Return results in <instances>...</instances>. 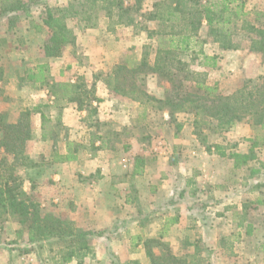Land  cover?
<instances>
[{
    "label": "rangeland",
    "instance_id": "374dc122",
    "mask_svg": "<svg viewBox=\"0 0 264 264\" xmlns=\"http://www.w3.org/2000/svg\"><path fill=\"white\" fill-rule=\"evenodd\" d=\"M78 1L82 0H41L40 3L32 6L29 12L7 13L4 16L2 12L6 4L0 1V33L6 27L23 31L27 25L31 27L32 20L41 23L48 7L62 8L75 5ZM155 1L145 0L143 10H151ZM243 1L245 11L248 13L244 19L264 25V0ZM105 12V9L100 10L101 15L95 27H86L85 23L77 18L67 19L75 34L87 28L104 26L110 33L109 41L104 45L107 44V47L115 50L119 49L120 57L114 64L109 59L110 63L97 73L88 72L87 77L82 75L89 85L94 83L96 86V81L104 79V85L107 86L106 81L116 64L138 60L148 49L147 47L150 46V51L153 52L157 46V42L149 38V33L142 29L140 24L118 25L116 18H107ZM147 25L149 28L157 27L156 22H149ZM31 29L36 30L32 27ZM36 32L40 35L28 36V43L25 46L26 62L34 58V49L39 44L44 45L48 39L46 28ZM200 34L201 38L210 40L207 28H203ZM239 39L241 46L238 49H221L218 44L211 42L202 48L208 54H218L220 57L218 66L208 69L207 76V81L211 85L218 84L220 94L233 93L243 84L251 86L252 80L264 76V55L249 51L243 35H240ZM199 47L197 49H200ZM70 48L66 61L62 64L63 60H61L55 66L64 67L68 64V60L72 62L74 59L80 64L89 65L90 68L95 65L89 57L87 60L84 59L85 55L80 52L82 47L79 49L73 44ZM102 56L105 57L104 54ZM33 63V61L29 63L27 68L30 69ZM57 70L52 72L54 76L51 75V70L48 71V76L54 79ZM28 72H25V78ZM10 73L6 72L5 75L0 73V77H8ZM107 73L108 75L105 76ZM73 75V70L67 74L68 78ZM5 85L0 83V100L4 102L14 100L13 106L17 113H20V109L35 107L33 105L35 102L27 97L16 95L13 98ZM167 88H169L167 81L157 75L147 76L146 90L151 95L162 98ZM107 93L110 98L116 100V103L113 107L111 104L106 105L102 120L99 117L98 103V114L95 118H98L103 125H93L95 121L93 122V119L87 121L85 115L81 118L82 127L75 134H71L63 123L56 126L50 124L46 129L54 126L58 136L66 132L74 138L86 141L87 144L95 141L98 146L101 143L96 136L104 137L107 145L102 148L109 158L106 172L114 176H112L113 180H109L108 188L118 191L119 196L113 199V202L118 208L123 206L125 210L121 215L117 212V220L110 228H83L94 231L95 234L90 238L89 250L77 259V263L95 264L92 260L96 261V256L104 253L111 264H131L133 260L131 252L137 255L139 245L145 250L144 240L158 237L164 232L163 241L168 243L177 255L185 256L188 251L194 250L190 246L193 243L198 245L199 256L206 264H264V129L243 120L231 130L222 133L202 129L207 139L206 142H201L194 133L193 113L179 112L171 119L169 111L159 110L151 103L140 104L126 96L115 95L109 90ZM54 100L52 95L49 104H55L52 103ZM52 108L59 110L56 106ZM52 108L42 107V111L50 114L54 111ZM7 114L10 120H15V115ZM111 131H117V134L108 135ZM1 137L0 132V139ZM179 139L186 140L187 143L184 141L178 143ZM175 144H180L182 149L174 147L177 146ZM236 150H243L245 155L251 156L247 163L240 167H235L234 159L226 156L228 153L230 155L233 152L237 153ZM49 156L53 157L51 154ZM139 156L144 159L141 173L136 171ZM215 165L220 166L218 172L214 169ZM50 167L41 165L29 169L30 172L28 170L19 174L40 180L42 175L52 170ZM237 168L239 170L236 171ZM98 175H101V171L95 173V176ZM115 184L120 187H112ZM256 184L259 186L257 187ZM183 191L184 195L181 196ZM33 196L40 202L35 194ZM125 201L131 204L130 209H126ZM238 203L240 205L243 203V209L239 210L242 213L235 209ZM40 204L43 214L51 213L57 217L70 219L65 213L50 212L47 205L43 206L42 202ZM228 206L233 208L226 209ZM188 207L191 208L190 211L186 209ZM179 212L183 216L182 221L180 220L179 224L171 223L168 229L164 230L167 219ZM249 224L252 225V229L250 234H247ZM14 226L19 228L15 229ZM19 229L21 226L18 223L8 221L5 231L1 233L0 248L1 245H6L9 249V254L5 253L7 264H36V262L59 264V258H54L57 247L53 253L48 246L39 248L37 245L28 247L20 242L12 244L10 236L15 233L16 238ZM24 238L26 240V235ZM117 239L124 242L113 245ZM154 251L157 254L160 252L157 247H154ZM145 256L150 264L146 252ZM3 259L0 257V264L3 263Z\"/></svg>",
    "mask_w": 264,
    "mask_h": 264
},
{
    "label": "trees",
    "instance_id": "16d2710c",
    "mask_svg": "<svg viewBox=\"0 0 264 264\" xmlns=\"http://www.w3.org/2000/svg\"><path fill=\"white\" fill-rule=\"evenodd\" d=\"M0 1L6 4L2 12L4 16L7 13L29 12L41 0ZM144 2L145 0H82L62 8L48 7L41 23L32 20L31 27L38 31L47 29L48 39L43 51L45 57L55 58L60 57L68 45L76 42V35L67 22L68 18H77L86 27H95L101 15L100 10L105 9V16L109 19L116 18L118 25L140 24L149 33V38L157 42L156 49L152 52L149 46L140 59L116 64L106 81L111 93L126 96L140 104L151 103L159 110L169 111L171 119L179 112L193 113L194 133L201 142H206L207 139L202 129L222 133L243 120L264 129V76L252 80L251 86L243 84L233 93L220 94L218 84L210 85L207 81L208 69L216 68L220 57L202 50L210 42L218 44L221 49H238L241 46L239 37L243 35L249 51L264 55V25L244 19L248 14L245 2L156 0L149 11L143 10ZM149 22H156L157 27L149 28ZM203 28L208 29L210 40L201 38ZM198 46L200 49H197ZM48 66L41 64L36 72L30 70L26 79L45 83V79L49 77ZM149 75H157L169 83L164 97L158 98L148 93L146 78ZM50 92L56 100L54 106L59 108L53 125H62L63 103L76 104L79 111L86 112L87 121L93 119V125H103L95 118L98 103L101 102L96 94V86L94 83L87 84L83 76H78L74 82L69 80L52 84ZM42 107L50 108L48 104H40L33 109L24 108L15 120H10L7 113L0 112V147L4 152L0 159V229L5 231L8 221L18 223L21 229L17 230L12 244L20 242L28 247L37 245L39 248L48 246L53 253L57 247L54 258H59V264H67L79 259L89 250L90 238L95 232L77 226L70 219L51 213L43 214L40 202L33 194L25 191V178L19 174L42 165L34 162L26 152L27 142L32 139L31 117L34 112L41 114L43 138L49 136L55 144L59 140L54 126L46 130L52 120L42 111ZM111 134L116 135L117 131L108 133ZM96 138L101 144L95 147V141H92L93 150L107 145L103 136L97 135ZM231 157L235 167L246 164L251 158L242 153H233ZM64 158L71 160L75 155L69 152ZM137 161L139 164L137 163L136 171L141 173L144 159L139 156ZM183 195L184 191L181 193ZM179 219V213L168 218L164 230ZM251 229L249 225L247 234H250ZM163 235L164 232H161L158 237L143 241L150 264H206L199 256L198 245L191 243L194 250L188 251L185 256L177 255L163 241ZM154 247L159 248L158 254ZM131 264L141 263L131 260Z\"/></svg>",
    "mask_w": 264,
    "mask_h": 264
},
{
    "label": "crops",
    "instance_id": "0c3cea01",
    "mask_svg": "<svg viewBox=\"0 0 264 264\" xmlns=\"http://www.w3.org/2000/svg\"><path fill=\"white\" fill-rule=\"evenodd\" d=\"M12 28L13 27H6L5 30L0 33V71H2L1 74L4 75L6 72H11L8 77H0V83L2 85L6 84L5 87L9 89L8 91L13 98L16 97V95L27 97L35 102L33 104L34 106L49 104L52 96L50 85L69 80L74 82L78 76L82 75L87 77L88 72L94 74L97 73L98 70H102L103 67H106L110 63L109 59H111L114 64L115 61L118 60V57H120L118 53L119 49L115 50L107 47V44L104 45L105 42L109 41L108 38H110V33L104 28V26L100 25L96 28H87L75 34L76 42L74 45L78 46L79 49L80 47L83 48L80 52L85 55L84 57L86 58L84 59L87 60V57H89L91 61L95 62V65L91 68L89 65L86 66L80 64L77 59L72 60V62L71 60H68V64L64 67L55 66L61 60H63L61 62L62 64L66 61L65 59H67L70 54L71 45H68L65 48L60 57L47 58L43 51L44 45L39 44V46L34 49V58L28 60L30 62H26L27 57H25V46H27L28 43V36L40 34L36 32V30H32L28 25L23 31ZM103 54L105 57L102 56ZM32 61L34 63L32 64V67L28 69L27 65ZM41 64L49 65L48 67L49 72L51 70V75L54 74L52 72H56L58 69V73H55L56 76L54 79L48 77L45 79V83H40L25 78L26 71L32 70L33 72H36L37 67ZM70 70L74 71V75L71 76V78H68L69 76H67V74ZM103 71H105V69ZM107 75L108 73L105 74V76ZM96 88V94L101 99V102L99 103V117L102 120L106 105L111 104V107H113L116 100L109 97L107 93L108 90L106 89L107 86L104 85V79L96 81ZM55 101L56 100L52 103H55ZM14 102V100L9 102L0 100V112L10 113L11 116L15 115L14 119H16L19 112L17 113L13 106ZM24 105L26 106V104ZM50 105L51 104H49V106ZM62 105L61 121L65 127L69 129L71 134H75L79 128L82 127L81 118L86 115V112L79 111L74 103H63ZM52 106H54V104H52L50 108H52ZM52 109L54 111L50 114L43 112L51 118L52 124H54L55 118L58 115V110L54 108ZM31 122L32 139L27 142L26 152L34 162L40 163L43 166H51L50 169L52 168V170L42 175L40 180H35L31 176L28 178L24 176L25 180L23 187L25 191L35 194L40 202H42L43 206L47 205L50 212L65 213L68 218L75 221L77 226L81 228L107 229L113 226V223L117 220V212H120L121 215L125 210L123 206L118 208L113 202V199L119 196L118 191L108 188L110 183L109 180H113L114 176L106 172L109 158L106 157L107 153L103 150L104 147L98 151H93L90 147L91 143L87 144L86 141L83 142L81 139L74 138L70 133L67 134L66 132L59 136V140L57 144H55L49 136L43 138L40 112L32 114ZM192 140L193 139H191V141ZM183 141L184 143H187V141L183 139H179L178 143ZM175 145L177 146L174 147L182 149L180 144ZM72 146H74V148H72ZM95 146H98L97 143H95ZM69 152L75 155L74 159L67 160L64 158ZM235 152L245 154V151L243 150H236ZM3 153V149H0V158L4 155ZM49 154L53 157L51 158ZM226 156L232 158L230 153ZM221 157H224V155H221ZM219 168L220 166L216 167V165L214 167L216 172L219 171ZM237 170H239V168H237L236 171ZM27 171L28 170L23 172L26 173ZM100 171L101 175L95 176V173ZM116 186L120 187L117 184L112 187ZM124 204L126 209L131 208V204L126 203V201ZM232 208L233 207L230 206L226 207V209ZM186 209L189 211L191 210L190 207ZM235 209L237 212L242 213L239 210L243 209V203H241V205L238 203V206L235 207ZM179 214L180 219L175 224H179L182 221L183 216H181L180 212ZM250 227H252V225H250ZM14 228L18 229L19 226H14ZM1 233L2 231L0 229V237ZM10 239H15V233L10 236ZM123 242L121 239H117L113 242V245L121 244ZM137 252H139L137 255L131 252V258L133 260H138L141 264H148L145 250L142 249V245L137 247ZM5 253L9 254V249L6 245H1L0 257L4 258L3 263L1 264H7L8 262ZM96 257V261L93 259L92 263L111 264L108 262V258L104 253H101L100 256L98 255ZM67 264L78 263L77 260H74Z\"/></svg>",
    "mask_w": 264,
    "mask_h": 264
}]
</instances>
